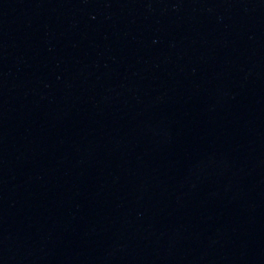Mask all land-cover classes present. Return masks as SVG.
Instances as JSON below:
<instances>
[{
	"label": "water",
	"instance_id": "95a60500",
	"mask_svg": "<svg viewBox=\"0 0 264 264\" xmlns=\"http://www.w3.org/2000/svg\"><path fill=\"white\" fill-rule=\"evenodd\" d=\"M0 264H259L145 119L4 0Z\"/></svg>",
	"mask_w": 264,
	"mask_h": 264
}]
</instances>
